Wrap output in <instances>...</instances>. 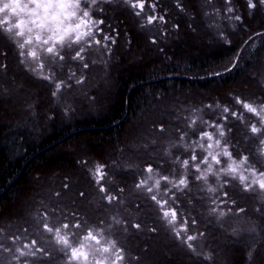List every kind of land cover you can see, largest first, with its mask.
Masks as SVG:
<instances>
[{
    "label": "trees",
    "instance_id": "1",
    "mask_svg": "<svg viewBox=\"0 0 264 264\" xmlns=\"http://www.w3.org/2000/svg\"><path fill=\"white\" fill-rule=\"evenodd\" d=\"M201 1L202 7L197 0H146L145 12L140 17L135 16V10L121 0L101 5L105 11L94 13L105 20L101 27L108 33L110 30L106 25H112L114 30L110 34L116 37L119 52L124 54L125 49L127 53L135 51V61L129 64L120 60V64L113 66V83L108 93L100 95L91 91L89 97L94 98L93 103L96 104L90 113L81 105L77 114L72 104L65 107L64 115L60 112L54 114L45 111L43 105L39 112L31 108L33 119L25 117L23 120L27 126L21 125L20 119L15 124L17 126L0 124V220L6 218V211L10 212L18 205L22 195L32 190V182L59 173L61 179L58 184L69 185L71 175L77 176L75 163H78V168L82 161L94 159L92 162L104 165L107 173L113 171L112 180L122 184L111 186L110 191L118 194L122 204L136 214L132 218H124L128 229L125 235L115 230L111 236L124 248L129 259L142 260L143 255L151 252L149 245L153 240H159L160 245L164 239L179 260H188L186 264H208L203 251H200L202 247L215 258L212 254L216 251L217 242L207 241L210 234H216L211 228L214 216H208L210 201L206 194L209 192L205 191L202 180H195L198 173L194 172L191 164L188 169L190 190L176 193L177 227L182 213L189 221V234L204 233L195 242L201 255L193 254L175 238L166 222L160 219L150 194L135 187L148 175L144 171L148 165L170 177L175 169V177L179 178L184 170L173 160L176 156L181 160L188 158L191 152V149L185 152L182 146L170 147L173 143L179 144L181 132L188 133L184 141L187 144L197 140L200 131L212 132L215 138H219L216 129L202 124L201 120L225 126L226 136L221 147L226 141L237 161L248 156L249 163L255 168L257 163L264 166V155L260 154V149L264 148L260 144L264 133L257 135L250 131V125L257 123V118L244 112L234 100L235 96H240L257 105L264 101V35H256L264 33V6L249 10L246 0H232L235 12L227 13L225 0ZM153 2L157 4L155 14L164 15L167 23L141 27L145 16L153 14L148 8V4ZM177 3L183 10L177 7ZM217 9L219 15L216 14ZM230 15H240L243 20H230ZM233 63L236 64L234 68ZM229 68L231 71L226 70ZM217 103L221 107L217 108ZM225 105L233 111L243 112L244 122L231 115L225 121L223 116L226 114L222 111ZM4 106L15 111L14 114H23L19 107ZM155 106L170 107L171 111L163 118L147 119ZM193 119L197 121L195 132L188 127ZM257 126L260 125L257 123ZM161 127L164 131H160ZM135 139L138 145L143 146L142 150L135 151L127 146L132 145ZM166 149L171 151V156L165 154ZM196 152L201 154L199 148ZM220 159L222 163L227 160L225 157ZM121 165L125 167L121 168ZM205 166L201 165L202 170ZM218 166L214 165L215 168ZM120 188L124 189L122 193L118 191ZM210 200L213 201L211 197ZM234 207L237 211L239 208L249 211L245 219L253 218L255 206L240 203ZM193 219L196 220L195 225L191 223ZM134 223H140L141 230L131 227ZM153 227L156 232L149 231ZM0 228L4 229L3 235L27 236V239V233L35 231L23 220L0 222ZM25 228L27 233L23 231ZM257 239L246 253L240 247L236 248L226 258V264H264V248L259 245L260 238ZM252 249L257 252H252ZM250 251L253 253L251 260L247 255ZM135 257L139 259H133ZM151 258L149 255L144 263ZM159 260L160 264H183L166 262L162 256Z\"/></svg>",
    "mask_w": 264,
    "mask_h": 264
},
{
    "label": "snow or ice",
    "instance_id": "2",
    "mask_svg": "<svg viewBox=\"0 0 264 264\" xmlns=\"http://www.w3.org/2000/svg\"><path fill=\"white\" fill-rule=\"evenodd\" d=\"M113 0H0V35L12 42L18 51L20 57L19 62L25 65V69L33 73L37 79L48 81L54 85V90L51 95L57 97L65 88H71L72 83L80 85L84 83V73L81 71L80 76H77L76 71L69 69L67 78H57L53 66L61 61L76 62L78 67L86 70L90 64L95 65L96 60H89L87 53L89 50L99 51L103 48L110 51V45H114L116 37L111 35L113 31L112 25H106L110 30L108 33L101 25H105L103 18H98L94 13H103L105 9L103 4H111ZM121 2L130 8L134 9V15L140 17L145 12L146 0H121ZM211 3V0H208ZM249 10H255L258 5L264 6V0H246ZM227 13H234L235 9L231 6L232 0H225ZM177 7H181L177 3ZM148 8L153 14L145 16L144 23L141 27L152 25L154 23H167L164 15H156L157 4L155 2L148 4ZM181 10L183 8L181 7ZM219 15V9L216 10ZM251 11L249 15H251ZM230 20L242 22L243 18L240 15H230ZM178 27V25H177ZM99 35V38H98ZM256 35H264L257 33ZM251 39V37H249ZM152 43H156L152 40ZM95 46V48H94ZM49 59V74L44 73L45 62L41 54ZM6 52H0V57L6 58ZM106 64V61H104ZM61 68L63 64L59 65ZM6 64H0V69L6 68ZM232 67H236L233 63ZM231 71V68L226 69ZM235 103L240 105L244 112L251 113L257 118V123L250 125V131L253 134L260 135L264 133V101L260 104H254L242 99L240 96L234 97ZM211 108L212 105H207ZM216 107H221L219 103ZM199 111V110H195ZM223 119L226 121L231 115L244 122V113L233 111L228 106H223ZM197 121L191 120L188 127L193 132L196 131L195 125ZM202 124L208 127L215 128L219 138H215L212 132L200 131L199 138L193 140L191 144L184 143L187 132H181L179 135V144L173 143L171 148L182 146L185 152L191 149L188 158L183 160L176 156L173 163L179 164L184 170L179 178L175 177V169L170 175L161 174L159 169L154 170L152 165L146 166L144 171L148 173L145 178L140 179L135 187L138 190L146 191L150 194L149 198L157 206L160 213V219L166 222L175 238L185 245L193 254L201 255L197 251L196 241L204 235L203 232L198 234H189V221L183 214H180L179 227L178 224V199L177 192H184L189 189L188 169L191 168L195 173V180L204 181L209 193H217L220 189L229 185L232 180H239L243 190L246 192H257L259 196L264 197V170H258L249 163L248 156H242L239 161L233 157L229 151L228 144L225 141L221 147L222 139L226 136L223 124L201 120ZM160 131H164L161 127ZM207 141V144L204 143ZM260 144L264 145V138L260 139ZM201 150V154L197 155L196 149ZM219 149V151H216ZM206 153V154H204ZM165 154L171 156L169 149L165 150ZM260 154L264 155V148L260 149ZM220 157H225L226 166L214 170V165L222 163ZM198 161V162H197ZM87 164V162H84ZM201 165H207L202 170ZM244 165H247L245 168ZM104 165L96 164L94 169H89L95 185L100 193L104 196L108 204L119 199L118 194L114 195L109 188L105 187L102 181L105 180L107 173L104 171ZM248 172V175H245ZM209 176L215 178V182L219 184V188L214 187L209 183ZM152 181L150 184L149 182ZM222 181V183H221ZM163 182V186H162ZM170 186V187H169ZM68 187L67 184L64 185ZM175 189L176 191H173ZM190 190V189H189ZM119 193L124 191L120 188ZM59 195V193H57ZM79 196H85L84 192H80ZM222 204L228 203L229 193H222ZM171 201V206L169 202ZM213 204L216 200L213 199ZM122 203V201H121ZM236 201L231 200V204L235 205ZM167 206V207H166ZM55 211V210H53ZM210 213L216 215L217 220H222L226 215L232 212L229 208L227 212L220 209L219 206L209 209ZM245 209L239 208L238 212H244ZM260 211V209H256ZM104 221H99L98 225H90L87 219H83L76 212L71 214V219L68 215H63V219L58 223H50V217L45 212L38 220L37 224L41 226L43 232L48 233L51 240L58 247L56 251L63 254L64 264H127V257L124 248L119 246L118 241L111 238V229L113 226H122L124 231L127 229V222L115 216L112 217V222L104 225ZM193 225L196 220L191 221ZM131 227L141 230L140 223H134ZM255 231V228L249 229ZM25 233L28 229L23 230ZM151 232H156V228L149 229ZM233 234H238L237 229H233ZM4 229L0 228V241L10 239L11 244L5 245L0 242V252L7 254L3 257V264H51L53 253L48 248L42 246L37 239L28 240L26 236H3ZM248 258L253 259V253L250 251ZM133 259H139L135 257ZM204 259H212L211 255L204 256Z\"/></svg>",
    "mask_w": 264,
    "mask_h": 264
},
{
    "label": "rangeland",
    "instance_id": "3",
    "mask_svg": "<svg viewBox=\"0 0 264 264\" xmlns=\"http://www.w3.org/2000/svg\"><path fill=\"white\" fill-rule=\"evenodd\" d=\"M197 4L199 7H202L203 5L201 0H197ZM169 38L173 40V38L170 36ZM175 39L176 38H174V40ZM116 44L117 43L110 45V51H106L103 48H101L99 51L89 50V52L86 54L87 57L89 60H96L97 63L95 65L90 64V67L86 70L80 69L77 63L73 61H61L59 64L53 66L54 71L57 74V78L66 79L67 75L69 74V69L76 71L77 76H80L81 71L84 73L83 84L76 85L74 82L70 81L69 83H72L71 88H65L57 97H53L51 93L54 90V85L50 84L48 81L37 79L33 73L27 71L25 69V65L19 62V50L16 48V46L4 36L0 35V52L7 53L6 58L0 57V64L7 65L6 68L0 69V124L15 125L18 124L20 119L22 120V122H20L21 125L27 126V124H24L25 121L23 122V120L25 117H32L33 119L34 113H30L31 108H35L34 110L39 112L41 106L43 105L45 111L47 110L49 113L54 114L60 112L62 115H64L63 112L65 107L72 104V107H75V112L77 114L80 113L81 105L85 106L87 112L90 113L93 110L92 108H94L93 105L96 103H93L94 98L89 96L92 94V92L98 93L100 95L108 93L113 83V66L120 64V60L129 64L135 61L133 60L136 55L135 51L127 53V50L125 49L124 54L122 52L120 53V47L118 44ZM41 56L45 62L44 73L49 74L48 66L50 61L49 59L45 58L43 53ZM104 61H106V64ZM60 64H63L64 66L61 68L59 66ZM42 99H44V102L41 101ZM32 102H34V106L32 105ZM4 104H11L12 107H19V111H23L24 115L14 114L16 112L7 106L5 107ZM170 111V107L155 106V108L151 109L150 111L152 115H150L147 119L163 118ZM77 114L75 116H77ZM135 140H133L132 145L129 144L127 146L135 149V151L142 150L143 146L138 145V140ZM140 140L143 141L144 138H141ZM92 161H94V159H88L86 161L87 164L82 161L80 164L81 166L79 165L78 168V163H75L74 173L77 174V176L71 175L70 184H67V188L64 187V184H58L57 181L61 179L59 173L50 175L51 177H43L36 182H32V190L29 189V191L22 195V197L18 200V205L10 212L6 211V214L4 213L6 218L0 220V222L8 220H17L21 222V220H23V223L32 225L33 228H35V231L34 233H27L29 234L28 240L37 239L42 244V246L52 251L53 259L51 260V264H64V257L62 253L56 251L58 246L55 245L53 240H51L49 234L43 232L41 226L37 224V220L45 212L49 214L50 223H58L63 219V215H68L71 219V214L76 212L81 218L87 219L89 224L93 226L98 225L99 221L101 220L104 221V225L101 226L105 228H107V225L112 222L113 216L116 217L117 215L119 219L124 220L126 217L132 218L136 215L134 212L128 210L127 207L121 203L120 199L119 201H113L112 204H108L106 200L102 199L104 194L99 192L98 187L95 185L89 172V169H94L95 167V163ZM262 161L263 160L260 162ZM225 166L226 163L223 162L218 167H214V170ZM120 167L124 168L125 166L121 165ZM206 167L207 165L205 168ZM244 167L246 168L247 165H244ZM256 168L258 170H264V166L259 163H257ZM105 172L107 173V171ZM248 174V172H245V175ZM113 175V171L109 170L105 180L102 181V183L105 184V187L109 189H111V186L113 185L122 184L112 180L111 177ZM209 183L214 187L219 188V184L215 182V178L212 176H209ZM202 184H204V181H202ZM204 187L205 191L208 192V185L204 184ZM224 191L229 193L227 204H222L220 202L221 199H223L221 193ZM80 192H84L85 196H79ZM57 193H59V195H57ZM210 197L217 201L216 205L211 202L212 200H210ZM206 199L210 201L209 208L219 206V208L223 209L225 212H227L229 208L232 209V212L222 219L225 222L224 224L220 223V221H217L216 215L211 214L209 211L208 216H214V220L218 222L217 223L216 221L211 220L213 223L211 228L214 229L213 231L219 235L216 236V234L214 235V233H212L210 236H208L207 241L215 240V242H217L216 251L212 254L215 255V258L212 257V259L208 260V264H226V258L236 248L240 247L242 252L246 253L248 252V249L251 247L252 243L258 240V237L261 240L259 241V245L261 248H264V197L259 196L257 192L244 191L242 185L239 183V180L236 179L232 180L229 185L220 189L217 193H207ZM242 199L245 200L240 201ZM229 200H235V205L231 204ZM240 203L244 204L245 206L248 204L250 207L255 206V210H252L254 215L251 214L253 218L250 217L251 219H245L249 215L248 210L244 212H238L234 209V206H239ZM256 208H259L260 211L256 212ZM114 210H116V212ZM257 222H259V224ZM251 228H255V231H250L249 229ZM233 229H237L238 234L234 235L232 231ZM115 230H120V234H126L122 226H113L111 229V236L114 235ZM3 236L10 237L13 235L6 234ZM0 242H3L5 245L11 244L10 239H3ZM149 246L151 252H149L147 256L143 255L141 257L142 260L135 261L129 259L126 256L127 264H143L145 258L149 259V255L152 257L151 259H153V262L150 259L146 264H160L159 259L161 256L166 262L183 264L188 263L187 259L184 258L179 260V257L174 255L165 239L160 241V245L159 240H153L152 244ZM200 251H203L205 256L210 255L206 253V248L204 249L202 247ZM252 252L257 251L252 249ZM176 254L179 255V253ZM6 255L7 254L0 252V264H3V257Z\"/></svg>",
    "mask_w": 264,
    "mask_h": 264
},
{
    "label": "bare ground",
    "instance_id": "4",
    "mask_svg": "<svg viewBox=\"0 0 264 264\" xmlns=\"http://www.w3.org/2000/svg\"><path fill=\"white\" fill-rule=\"evenodd\" d=\"M246 255V254H245Z\"/></svg>",
    "mask_w": 264,
    "mask_h": 264
}]
</instances>
